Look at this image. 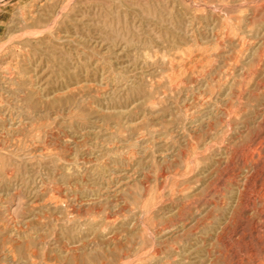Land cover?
<instances>
[{"label":"rangeland","instance_id":"1","mask_svg":"<svg viewBox=\"0 0 264 264\" xmlns=\"http://www.w3.org/2000/svg\"><path fill=\"white\" fill-rule=\"evenodd\" d=\"M39 2L0 0V264H264V0Z\"/></svg>","mask_w":264,"mask_h":264},{"label":"bare ground","instance_id":"2","mask_svg":"<svg viewBox=\"0 0 264 264\" xmlns=\"http://www.w3.org/2000/svg\"><path fill=\"white\" fill-rule=\"evenodd\" d=\"M35 1V0H34ZM38 1V0H37ZM41 1V0H39ZM50 0H43V2H39L36 4V6L34 7H30L27 11L23 12L21 9L18 10V17L21 21L22 24L26 25L28 24L30 21H33L34 19H36L37 17L43 15L41 14L38 10L40 9V7L42 8V6H45ZM62 3V1L60 2ZM33 5V4H32ZM61 5V4H60ZM29 6V5H28ZM58 6V5H57ZM62 7V6H60ZM59 8V7H58ZM40 11L42 12V10L40 9ZM57 12V10H56ZM48 13V12H47ZM63 13V12H62ZM76 13V12H75ZM50 15V14H49ZM45 16V14H44ZM43 16V17H44ZM81 16V15H80ZM78 19V18H77ZM8 21V20H7ZM1 26V25H0ZM11 26V24H10ZM9 29V28H8ZM35 29V28H34ZM65 31V30H64ZM43 33V32H42ZM22 34V33H21ZM29 35V34H28ZM40 35V34H38ZM65 35V34H64ZM76 35V34H75ZM12 37V34H11V30H8V32L6 31V34L4 36V40H0V48L4 47L5 45H8V43L11 41ZM24 38V36H23ZM82 38V37H81ZM21 40V39H20ZM37 40V39H36ZM107 40V39H105ZM51 43V42H50ZM18 45V44H17ZM7 47V46H6ZM52 47V46H51ZM45 48V47H44ZM21 50V49H20ZM22 51V50H21ZM27 51V50H26ZM45 52V51H44ZM47 52V51H46ZM16 53V52H15ZM28 53V52H27ZM14 54H10L9 56L6 57V61L5 62H0V94H6V93H15V89L14 88L15 86H13V74H17L15 73V70L16 68H19L17 67V59L14 58L13 56ZM22 55V54H21ZM20 55V56H21ZM26 55V54H25ZM53 55V54H52ZM16 57V56H15ZM20 59V58H19ZM21 60V59H20ZM28 60V59H27ZM62 60V59H61ZM38 62V61H37ZM62 62V61H61ZM30 63V62H29ZM19 66V65H18ZM31 66V65H30ZM26 68V67H24ZM32 69V67H31ZM17 71V70H16ZM19 72V71H18ZM21 72V73H20ZM19 74H18V79L17 82L19 85H23V86H26L28 91H31V92H34L35 94H39L40 96H43L45 94H43L42 90L43 88H41L40 84H39V79H38V76H37V71L36 69L34 68L32 71H20ZM16 77V76H14ZM16 77V78H17ZM43 79V78H42ZM15 80V81H16ZM66 85V84H65ZM67 87V86H65ZM23 88V87H21ZM25 88V87H24ZM20 89V88H19ZM56 89H52L51 90V93H53L52 95V100H56L57 99V94H56ZM24 92V91H23ZM59 92V91H58ZM61 92V91H60ZM34 94V95H35ZM6 96V95H5ZM12 96V95H11ZM50 96V95H49ZM33 99V98H32ZM6 102V101H5ZM5 102H3V100L0 98V126L1 127H4V126H7L5 127V129H11L14 122H10L8 121V118L6 117V114H9L7 113V109H5ZM13 102V101H12ZM28 107V106H27ZM19 108V107H18ZM21 108V107H20ZM16 110V109H15ZM18 110V109H17ZM28 112V111H27ZM32 112V111H31ZM12 113V112H11ZM33 113V112H32ZM31 115V114H30ZM33 115V114H32ZM260 115V114H259ZM10 117V115H9ZM27 119V117H26ZM11 120V119H10ZM14 120V119H13ZM11 120V121H13ZM8 121V122H7ZM22 121V120H21ZM19 122V121H18ZM23 122V121H22ZM16 123V122H15ZM20 123V122H19ZM18 123V124H19ZM17 125V124H16ZM235 126V125H234ZM16 128V127H15ZM4 134V133H3ZM1 136V135H0ZM5 136V135H4ZM32 142V141H31ZM30 143V142H29ZM264 143V142H263ZM259 148V147H258ZM26 149V148H25ZM249 152V151H248ZM251 152V151H250ZM241 153V152H240ZM255 153H256V150H255ZM25 156V155H24ZM240 156V155H239ZM259 156V155H258ZM6 157V156H5ZM22 157V156H21ZM243 158V157H242ZM237 159V158H235ZM260 172V171H259ZM259 172H257L259 174ZM261 173V172H260ZM257 175V174H256ZM255 176V174H254ZM9 178V177H8ZM252 178V177H251ZM35 180V179H34ZM32 183V182H31ZM42 184V183H41ZM39 185V184H38ZM238 188V187H237ZM246 189V188H245ZM239 192V191H237ZM41 193V192H40ZM39 193V194H40ZM246 193V192H245ZM239 194V193H238ZM264 196V195H262ZM237 197V196H236ZM264 198V197H263ZM33 199V198H32ZM38 199V198H37ZM39 200V199H38ZM253 200V199H252ZM19 202V201H17ZM35 202V201H34ZM241 202V201H240ZM236 203V202H235ZM17 204V203H16ZM263 205H264V202H263ZM8 207V206H7ZM262 207V206H261ZM264 207V206H263ZM2 208V207H1ZM9 208V207H8ZM229 209V208H228ZM6 211V209H5ZM231 217V216H230ZM6 226V225H5ZM2 231V229H1ZM21 234V233H20ZM18 239V238H17ZM65 253V252H64ZM9 258V257H8ZM11 262V261H10ZM44 264V263H43Z\"/></svg>","mask_w":264,"mask_h":264}]
</instances>
